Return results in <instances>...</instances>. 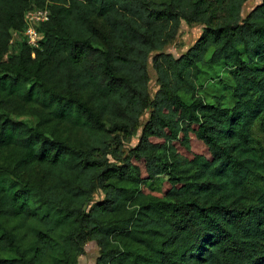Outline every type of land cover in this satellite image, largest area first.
Segmentation results:
<instances>
[{
  "label": "trees",
  "instance_id": "trees-1",
  "mask_svg": "<svg viewBox=\"0 0 264 264\" xmlns=\"http://www.w3.org/2000/svg\"><path fill=\"white\" fill-rule=\"evenodd\" d=\"M247 1L0 0V264H77L88 241L95 264H264V0L242 18ZM181 21L201 35L161 53ZM204 65L227 70L229 106L196 95Z\"/></svg>",
  "mask_w": 264,
  "mask_h": 264
},
{
  "label": "rangeland",
  "instance_id": "rangeland-1",
  "mask_svg": "<svg viewBox=\"0 0 264 264\" xmlns=\"http://www.w3.org/2000/svg\"><path fill=\"white\" fill-rule=\"evenodd\" d=\"M261 0H248L241 11L242 18H245L247 14L254 9L257 5H259ZM96 26L100 30H104V27L100 21H95ZM203 30V26L200 24H187L184 21L180 22L178 31L175 37L162 49L161 53L171 55L174 58H178L182 54H184L199 38ZM20 37L12 36V43L15 40H18ZM210 54L206 56L208 59ZM202 69V74L200 75L197 84L196 95L202 97L206 102L213 103L216 98L221 99L223 97L222 103L225 106H229L230 103V95L228 91L225 89L224 85L230 84V76L227 73V70L222 66L216 67H209V66H200ZM148 72H149V93L151 99L153 98L154 94L158 90V84L156 81V74L152 69V59H149L148 62ZM35 109L32 107H24L21 109L18 115H15L14 120L23 121L30 125L35 123L34 112ZM150 108H147L139 119L138 128L135 131L134 135L128 141L122 142L120 151L121 157L124 158L129 149L133 148L137 145L138 139L141 135V130L145 123L149 119L150 115ZM253 136L257 141L258 145L264 147V136L260 131L259 128V121L253 127ZM65 137V136H64ZM9 159V155L6 152H0V164L7 162ZM111 163H117L110 157ZM163 177L157 179L154 183L151 184V189L153 191L159 186L160 182L162 181ZM149 186V185H148ZM149 195L154 196L155 192H151L148 189L145 190ZM103 194L100 191H97L93 196V201H97L102 199ZM123 243L120 244V246ZM99 247L94 241H88L84 245L83 253L78 257L77 264H95L96 259L99 256Z\"/></svg>",
  "mask_w": 264,
  "mask_h": 264
},
{
  "label": "built area",
  "instance_id": "built-area-1",
  "mask_svg": "<svg viewBox=\"0 0 264 264\" xmlns=\"http://www.w3.org/2000/svg\"><path fill=\"white\" fill-rule=\"evenodd\" d=\"M49 16L50 14L47 8L31 9L24 14V31L21 35L25 43L32 49L39 48L42 35L37 28L48 21ZM13 35L19 37L17 33H13ZM32 57H34V52L32 53Z\"/></svg>",
  "mask_w": 264,
  "mask_h": 264
}]
</instances>
